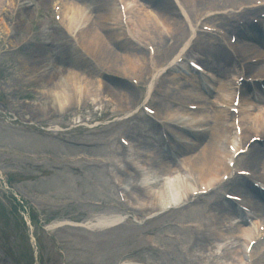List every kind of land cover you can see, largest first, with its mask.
Wrapping results in <instances>:
<instances>
[{
	"label": "rangeland",
	"instance_id": "1",
	"mask_svg": "<svg viewBox=\"0 0 264 264\" xmlns=\"http://www.w3.org/2000/svg\"><path fill=\"white\" fill-rule=\"evenodd\" d=\"M143 1L149 9L140 2V0L136 2L142 7L147 8L149 11L151 10L149 14L172 19L171 15L167 12H162L157 8L156 2L158 0H152V2L149 0ZM229 1L230 0H224L223 5L229 3ZM236 1L239 2L240 0ZM33 4V8L29 9L25 16L23 13V20L20 22L19 29L17 30L18 32L16 31L17 34L5 43V47L11 52L2 58L3 63L0 66L1 111L3 114H5V110L9 113H15L17 114V117L22 118L25 112L37 109L35 112H38L36 114L38 116L35 117L37 121H41L43 118V116H41L42 113L46 112L48 115H54L51 117L54 119L53 123H55L56 126L73 117L76 119L81 117V119L86 120V123L90 126L89 128L83 127L79 130L60 134L58 137L55 134H42L39 136L35 134V131H28L22 126L17 127L13 124H6L4 118H1L0 116V171L4 172L5 170H9L5 169L7 168L5 165L14 162L15 166L10 167V170H23L28 173L38 174L40 177L42 176L46 179H50L54 176L58 183H61L62 185L61 194L67 193L68 197L66 198L67 204L62 206H60V202H57L56 204L53 203V205H47L44 202L40 203L43 214L48 219L55 218V214H57L59 218H65L70 215L78 220L91 218L97 214H108L111 208L107 206L94 208L93 206L86 204L87 200H95L105 204L111 202L118 203L117 200H115V191L108 178L104 175V168L100 170H89V176L85 175V171H83L82 174H78V164L75 162L66 163L64 157H77V154L84 152L105 156L110 159L117 158L120 161H123L122 159L124 158V155L118 142L119 136H130L135 147L139 146L140 148L149 151L148 155L151 158L157 157L159 154V145L157 146L156 141H161V134L158 132L151 136L146 134V131H143L144 128L142 130V127H149L150 124L147 123L146 116L138 110L136 115L130 119L125 120L124 118L128 114V111H135V109L140 106V99L143 101L145 96L144 88L148 83V72L146 71L143 75V82L140 91L138 90V92H135L134 94L132 92L133 85L128 79L119 78L117 76L118 68L122 67V63L106 61L115 66L111 64L106 65L104 63L105 59H101L100 64L97 61H86L87 63L84 62V64H80L82 65L80 66L79 64L74 63L75 60L73 58L76 55L69 43H65L64 46H62L63 50L70 52L69 56L61 55V57H59L57 54V44H60L62 41V36H64L63 30L66 25L61 23L64 25L62 26L61 24L52 21L51 7L47 10V6L43 1L33 0ZM172 5L175 10L174 12H176L177 8L175 4L173 3ZM214 6V4H210L203 6L202 9ZM33 10L35 12H32ZM97 14L98 16H101L103 15V11L98 9ZM93 15H96V12ZM35 18H38L37 20L41 23L39 28L35 27L32 22ZM94 20L99 28L98 19L95 18ZM111 28L119 31L117 30V27ZM99 30L102 31L100 28ZM159 30L160 27L157 31L159 32ZM90 34L92 37V34H95V32L92 31ZM101 34L102 33L98 35L101 37ZM163 34L166 35L165 33ZM31 36V42L27 46H23L21 41H24ZM89 37L87 35L85 39H88ZM120 41L119 44H122L121 47H123V51L121 52L128 57L136 54V49L139 47H142L145 50L144 45L138 40H133V44L131 43V45L135 46H131V48L129 47V50L127 43L125 44L124 41ZM156 42H159V46H157L159 50L158 59L160 62H164L163 64L165 65L168 63V60L177 53L180 45L175 43L176 46L172 52L166 51V54H168L167 59L164 55V47L162 46L163 42L159 39H157ZM167 42L169 43L170 41L167 40ZM3 43L4 39L2 38L0 39V46ZM8 43H11V45L9 46ZM170 45H172V42H170ZM16 47L20 48L17 49ZM101 47L108 51L113 50L115 52V50H118L110 39H107L104 45L101 43ZM105 55H109V53L106 52ZM11 57H13L12 60ZM215 59H217V63L219 61L223 64L225 63V58L223 57ZM202 60L205 62V59ZM48 65H51V67ZM108 69L112 71L114 76L107 74ZM49 70H52V75L49 74ZM40 71L45 72L39 75ZM71 72L75 73L80 79L91 81L96 88V93L90 92V97H86L80 104L73 105L72 108L68 107L66 109L67 111H65L67 117H63L62 113L57 112L55 108L53 102L55 101L54 98L49 94H46V90L42 88L43 86L48 88L50 85H53L57 80L58 74L66 75ZM46 77H48V79H46ZM41 92L44 93L42 96L43 98L40 95ZM80 93L81 92L74 91L72 98L76 99ZM119 93L131 96L132 101L127 103L126 100H123L118 95ZM5 96L7 97L6 99ZM94 98L99 99L98 104L93 103L95 102ZM137 98L139 99V104L134 108L135 106L133 105ZM44 105H47V110L39 112V107H43ZM66 136L68 138L86 140L93 143L97 153L88 152L83 149L76 151V148L63 143L60 140V137ZM145 136H150L152 139H147ZM144 139L149 141V145L140 144L144 142ZM207 142L208 136H203V146ZM20 149L27 152L25 154L30 155L42 156L52 154L55 158H59V162L55 164L56 166H53L49 162L40 159L35 161L27 160L26 158L20 159L15 156ZM146 150L141 152L145 154ZM127 155H129V153H127ZM155 158L149 159V162L147 163L154 172V181L165 185L167 180L162 182L161 179H169V177H173L175 174L174 170L173 168L166 167V171L162 173L163 171L161 172L160 170L161 164H159L157 162L158 160ZM145 159L147 160L148 158ZM177 168L178 171H181V175L185 173L184 168L182 169L180 165L177 166ZM98 180L101 181L100 184L98 183ZM169 180L167 182H169ZM43 184H45L44 191L54 189L53 186L47 185L50 183L46 184L43 182L42 185ZM168 189L170 190L167 191V193L176 190L174 187ZM80 190H83L86 196L79 197L78 192ZM154 196L155 195H153V197ZM3 197L5 199V204L2 202ZM78 197L79 199L76 200ZM13 199L14 198H12L10 192L5 188L4 182L0 179V205L5 208L11 206L13 214L19 217L14 206L15 199ZM78 202H82V204L78 205ZM18 206V210L21 214L22 211L26 214L29 213V210H24L22 205L19 204ZM201 207L204 209L207 206L200 205L199 208L201 209ZM120 209L126 213L122 207ZM200 209L197 210V213L192 214V219H186L182 217V214L180 216L178 212L169 211L162 216L153 220L151 219L142 226H135L128 223L125 226L113 228L97 234H89L84 231L72 229L60 230L56 234L60 240V248H62L67 254V261H69V264H103L105 262H107V264H119V262L124 259H143L152 264H234L238 261V257L241 260L242 255L236 254L239 252V247L242 244L240 240L233 242L235 245H231L230 243L229 246L225 242L221 246L222 251L217 257H206L205 259L202 258L197 260L193 256L194 253L202 254L205 251V248L209 246L208 239L204 240L205 242L201 241L200 233H193L192 231H186L183 229V226L186 223L192 222L193 220H201ZM144 212L145 213L142 215L143 221H146V219L153 213H151V210ZM117 213L123 215L121 212ZM134 213L138 215L139 211H134ZM223 224L228 226V223H224V220ZM8 227L7 218L2 216V212L0 211V229L4 228L2 233H6ZM12 229H10V234L13 236L12 240L14 241L12 243V249L15 250L17 246L20 249H23L24 245L22 242H19V235ZM40 239L42 249L45 251L46 255L48 251L52 253L47 256L46 264H62L61 258L56 253V255L54 254L55 251L52 242L48 239L42 229H40ZM147 241H151L159 250L154 251L148 247L146 243ZM0 248L5 252L6 257L13 259L15 263L22 264L24 261L27 262L21 252H16V254L14 251L11 252L7 243L1 241ZM234 252L236 254L234 257L235 259L230 260V257L234 255ZM231 261L234 263H231ZM261 262L264 264V258L261 259Z\"/></svg>",
	"mask_w": 264,
	"mask_h": 264
},
{
	"label": "bare ground",
	"instance_id": "2",
	"mask_svg": "<svg viewBox=\"0 0 264 264\" xmlns=\"http://www.w3.org/2000/svg\"><path fill=\"white\" fill-rule=\"evenodd\" d=\"M87 2L93 1V7L94 10L96 11V15H93L92 13H88V11L82 7V5H78L77 3H73L71 4H65L64 9H63V13L65 16L72 14L73 17L70 18V20H78L79 17L81 16H85L86 20H88V22L91 19H98V25L99 28L102 30L100 31L98 26L97 29H89L86 27L85 29V34H83L81 36V42L84 45V47L89 51L92 52L93 57L95 58H99L101 59H105L104 63L106 65L111 64V63H107L108 62H119L122 63V67L118 68V72H117V76L119 78L120 77V73L124 72V74H126V72H130L132 74H135L136 76L142 77L145 72L147 71V61L146 59L141 55H132L130 57H128L127 55H125L123 52V47L122 44H119L120 39L123 37L122 34L120 32L111 30L108 27H105V23L106 22H110V21H117L118 18H120L119 15V11L116 8V4L114 3L113 0H86ZM150 2H152V0H149ZM184 0H178V6L180 7V5L182 4ZM212 0H198V5L199 8L203 6V4H208L210 3ZM224 0H213V3L217 4L218 6H220L221 4H223ZM14 3V0H0V21H2L3 23L5 22V17L7 16V14H9V7H11ZM155 4V3H154ZM68 5V7H67ZM127 5V13H131L132 11V5L130 4V2H126ZM150 6V5H148ZM156 6L157 8L162 11V12H167L169 15L175 16L174 19H169V18H165L162 16H153L154 14H146V12L143 10V17L145 19L146 22V26L141 29V28H134L135 24H139V22L137 20H135V18H132V21L130 24L132 25V29L136 30V34H140V32L142 31H147L149 33H153L154 34V38H158L161 41L167 40L168 39V35L172 36V39L177 38H181L185 36V33L188 32V30H191L190 24L187 23L186 19L180 20V13L177 11V15L176 14H172L175 13L173 5L171 4V2L169 0H158L156 2ZM132 7V8H131ZM102 10L103 11V15H99L97 14V10ZM137 10V8H136ZM243 16L249 15L247 13V11L244 12V14H242ZM184 18H185V13H184ZM90 19V20H89ZM143 19V20H144ZM216 21H219L217 19H214ZM141 23V22H140ZM164 24L165 26H167L168 30L166 32V36L159 30V32L157 31L158 27L160 25ZM223 25V23H221ZM73 25H71L72 28ZM75 27V26H74ZM229 28H232L231 26H229ZM7 31V28H5ZM76 29V27H75ZM88 30V31H87ZM236 30V29H234ZM92 31L95 32V34H90L89 37V33H91ZM254 32H250L246 31V30H239V34L243 35V36H254ZM97 33V34H96ZM102 33L101 37L98 35ZM168 34V35H167ZM88 35V39H85V37ZM107 39H110L112 41V43H114L115 48H117L118 50H115V52L113 50H106L103 49L101 47V43L102 45L105 44V42L107 41ZM203 42V41H202ZM66 43V40H62V42H60V44L58 45V56L61 57L62 56H69L70 52H67L65 50H63L64 44ZM127 43L128 46V50L130 49V44L128 42H125V44ZM167 45V43H165ZM201 50L204 52V55L208 56V57H215L217 55H221V56H225V52L220 50V49H215L210 47V44L207 42H203L202 46H201ZM232 50V49H231ZM249 51V50H245L242 51L240 49H238V56L240 57V59H242L245 55V53ZM108 52L109 55H105V53ZM142 53V52H140ZM146 61V64H145ZM75 64H84V61L82 63L81 60H76L74 61ZM207 64H209L207 62ZM114 65V64H111ZM49 67H51V65H48ZM82 66V65H80ZM115 66V65H114ZM254 67H249V69H253ZM129 70V71H128ZM49 74L52 75L53 72L52 70H49ZM220 73L223 74V70H219ZM178 80V81H177ZM173 83H175V86H178L179 88L184 87L182 83H180V80L175 78L174 76L172 77L171 80ZM189 83V82H187ZM94 84L89 81V80H83L80 79L75 73H69L66 75H59L57 76V80L53 85H50V87H48L46 89V94H49L51 97H53V95L55 94V99L56 100H62L60 102H58V104H71L70 101H73L75 99L72 98V94L73 92H77L79 90H84V94H88L90 92L92 93H96V88L95 86H93ZM192 86V83L190 84ZM52 86V88H51ZM227 87L226 82H221L219 83V91L222 93H224V95L222 96V99H224L223 101L229 100L231 101L233 98V93H227L225 91ZM89 91V92H88ZM136 90L134 88H132V92H135ZM171 96L174 97H182L184 99H193L194 101L196 100H200V101H208V104L212 105L209 100H207V98L205 97H197L194 95H191L189 93V91L187 89H183L181 91H179L178 94L175 93H168ZM123 100H126L127 103H130L132 101V97L128 96V95H122L121 93L118 94ZM248 94H246L244 91L242 92V103H241V108H242V112H243V121H244V126L246 127V132L247 129H250L253 132H256L258 130H264V107H261V110L257 113H254L252 109L248 108L249 107V99H248ZM156 97L158 96V92L155 95ZM58 97V99L56 98ZM81 99H77L76 101H79ZM134 100V99H133ZM94 101H97L96 99H94ZM209 105V106H210ZM45 106V105H44ZM213 107V105H212ZM191 116H194L195 118L192 119L193 121H195V123H197L200 127H209L210 130L208 131L207 134H204L202 136H208V142L203 146L202 144V140H200L198 137H196L197 141H195V143L193 144V147H196V151H198L199 148L200 151H198L199 153H197V158L195 161V165L203 172V175L206 178H211L212 176L217 175V173H219V169L221 167L225 166V162L227 159L230 158V153L225 150V144L226 141L232 137V133L230 132L232 129L228 130L227 129V124H226V118H228V116L226 115V113L222 110H217L215 108H213V111L210 113H208L207 111H199V113H192ZM200 118V119H198ZM198 119V120H197ZM153 124V123H151ZM154 125V124H153ZM144 143V142H143ZM146 144V143H144ZM191 149V148H190ZM249 154V152H248ZM255 161H259L260 166H261V170L260 172L263 173L264 175V152L261 151H254L252 153V156L249 157V159H247L250 162H253V157ZM195 157V156H194ZM241 158V157H240ZM191 159H193V157L191 156ZM239 161V159H238ZM183 166V165H182ZM166 167L167 164L165 162H161V166H160V170L162 173H164L166 171ZM187 167V166H186ZM147 170V169H146ZM174 170V176L173 177H169V182H166L165 185L162 183H157L156 185H154V188L156 190H158V195L161 196L160 199L162 200V203H159L156 200H152L150 202L146 201L147 203H144L143 207H150L155 211H159L162 212L163 211V207L165 205L168 204V200H169V195L167 193V191H169L170 187H174L177 190L175 191V193H181L178 194L180 196H184L187 193H189V187L191 186V184L188 181V178L186 176H183L184 178H182V176L180 175V170L178 171L177 166H175V168H173ZM226 170V168H225ZM228 172V170L225 171V173ZM162 175V174H160ZM146 179L147 176L145 175ZM139 182V181H138ZM153 186V185H152ZM168 186V188H167ZM256 209L260 212L259 216H260V222L264 223V207L260 206V207H256ZM123 221L122 217H114L113 219L111 217L109 218H105V221L101 222L102 225L105 226H111L113 224L116 223H120ZM62 224H56V226H61ZM231 231L233 232V230H235L236 232L239 233V235L244 238L245 240H243V244H241L240 247H242V249H239V254H242V252H244L243 249V245L246 244V246L248 245V243H246V240H249L250 238H252L254 236V231L251 228H246L244 225H240L237 224L235 225L233 228L230 227ZM243 260L244 258H241V260L239 259V262H236L234 264H243Z\"/></svg>",
	"mask_w": 264,
	"mask_h": 264
}]
</instances>
